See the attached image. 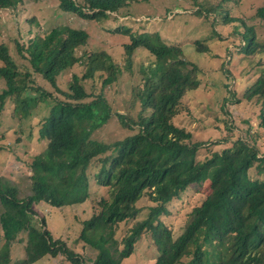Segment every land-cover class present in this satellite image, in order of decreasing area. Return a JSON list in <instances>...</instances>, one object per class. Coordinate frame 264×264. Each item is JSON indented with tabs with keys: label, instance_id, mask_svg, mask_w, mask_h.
Listing matches in <instances>:
<instances>
[{
	"label": "trees",
	"instance_id": "obj_1",
	"mask_svg": "<svg viewBox=\"0 0 264 264\" xmlns=\"http://www.w3.org/2000/svg\"><path fill=\"white\" fill-rule=\"evenodd\" d=\"M57 1L63 13L102 20L132 3L148 0ZM24 2L0 0V8L14 9ZM207 4L195 0L196 12H210ZM237 14L225 15L222 23H243L242 14ZM256 18L264 21V5ZM39 26L29 21L31 38L26 43L15 42L22 66L8 46L0 43V77L6 84L0 94L1 110L11 100L14 116L24 118L40 104H51L39 129L46 148L29 166L31 195L20 198L18 187L0 177V264H12L14 244H22L25 254L13 264H39L62 253L72 264H85L83 257L53 237L36 208L40 204L54 209L81 205L91 198V181L100 193L107 190V195L96 201L98 212L84 223L79 238L97 252L90 264H121L134 254L137 242L147 233L159 252L155 264H264V155L257 147L237 140L233 148L199 159L202 145L190 144L191 133L173 124L184 97L201 85L197 67L183 58L182 50L166 45L159 33L136 34L123 29L130 44L125 46L127 67L122 68L131 72V59L138 51L148 52L154 60L150 69L143 71L142 88L133 90L132 102L138 100L140 107L137 117L117 114L123 127H136L137 132L104 144L91 136L110 120L112 110L102 94L88 93L83 83L99 73L103 88L109 87L124 70L106 53L78 56L88 44L87 32L64 24L35 32ZM242 35L248 40L242 51L264 57V44L255 43L254 28H246ZM80 63L84 74L72 75L68 90H61L59 77ZM257 66L262 71L243 99L259 103L264 128V59ZM37 79L47 88L36 86ZM92 167L96 171L89 174ZM252 170L256 179L250 177ZM204 182L209 183L208 194L193 208L181 235L174 237L161 218L169 213L172 201L190 186ZM143 199L150 203L148 215L136 221L122 240L117 239L120 225L139 216L137 205Z\"/></svg>",
	"mask_w": 264,
	"mask_h": 264
},
{
	"label": "rangeland",
	"instance_id": "obj_2",
	"mask_svg": "<svg viewBox=\"0 0 264 264\" xmlns=\"http://www.w3.org/2000/svg\"><path fill=\"white\" fill-rule=\"evenodd\" d=\"M199 1H207L209 4L206 7L210 12L205 9L199 15L195 0H148L132 3L119 13L110 14L108 19L84 20L77 14L61 12L57 0H25L18 8H0V43L8 46L16 63L22 66L24 62L16 54L15 42L26 43L31 38L29 21L40 24L34 29L35 32H46L64 24L89 35L88 44L79 51V57L106 53L122 68L127 67L125 46L130 44V38L122 33L123 29L129 28L136 34L159 33L166 45L180 48L183 58L193 63L199 72L200 87L187 93L181 102V112L173 119L176 127L191 133L190 144L202 145L199 159L204 161L214 152L231 149L237 140L257 147L259 153L264 155L261 106L256 101L243 99L261 73L262 68L257 65L264 57L259 54L247 55L242 51L245 42L248 43L242 35L246 28H254L255 43L264 44V21L256 18V12L264 5V0H242L240 4L236 3L237 0L229 3L223 0ZM226 10L230 12L226 13ZM237 13L242 14L243 23H222L225 15L235 17ZM136 54L131 59V72L122 68L123 74L112 86L103 88V75L99 73L83 83L88 93L102 94L112 110L110 120L92 134V140L112 144L137 132L136 127L134 130L123 127L117 118V114H122L128 119H135L139 112L138 100L132 102L133 90L142 88L146 77L144 72L150 69L154 59L146 51ZM84 72L85 67L81 63L64 72L58 79L61 90H68L72 75L81 77ZM36 86L47 88L40 79L36 80ZM5 89V81L0 77V94ZM48 90L52 91L50 88ZM52 94L58 97L55 91ZM50 110L51 104H40L24 119L14 116V102L11 100L4 110L0 108V177L18 187L20 198L31 195L29 166L32 159L46 148L39 129L41 120L49 116ZM95 171L96 168L92 167L89 174ZM250 175L256 179L253 170ZM90 185L91 198L81 205L60 209L50 208L46 204L35 207L36 212L41 214L40 218H45L53 237L65 242L67 247L78 253V257H83L85 264H90L97 252L85 246L79 238L84 223L98 212L95 210L96 201L107 195L105 189L104 194L99 192L94 181ZM208 192L209 183L195 184L179 199L171 202L169 213L161 221L172 230L174 237L181 235L191 220L193 208L203 202ZM146 199L137 205L141 209L137 219L120 225L117 239L122 240L136 221L148 215L150 203ZM11 252L13 264L16 258L25 254L24 246L14 244ZM158 254L152 235L143 234L134 254L121 264H155ZM39 264L72 263L62 253L56 258L46 257Z\"/></svg>",
	"mask_w": 264,
	"mask_h": 264
}]
</instances>
